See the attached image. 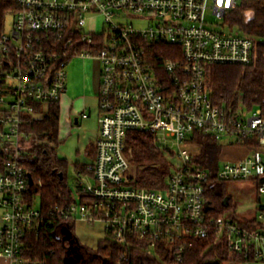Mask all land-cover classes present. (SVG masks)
Returning <instances> with one entry per match:
<instances>
[{
    "label": "built area",
    "instance_id": "2783aa9c",
    "mask_svg": "<svg viewBox=\"0 0 264 264\" xmlns=\"http://www.w3.org/2000/svg\"><path fill=\"white\" fill-rule=\"evenodd\" d=\"M15 2L12 25L0 30V256L10 264H44L25 251L29 231L45 219L29 191L25 125L62 100L69 63L81 57L101 61L95 156L77 171L73 201L52 213L68 223L103 222L104 240L124 248V259L133 248L154 256L170 250L177 264L191 239L207 238L264 263V199L247 217L237 207L211 215L206 191L212 171L193 151L197 132L216 141L226 135L254 140L248 156L214 167L219 180L253 181L264 195V107L225 106L210 90L215 65L254 63L264 45V36L227 20L238 0ZM211 18H225L229 31L218 30ZM134 19L148 25L138 27ZM136 130L153 132L160 148L169 141L178 146L162 188L132 182L127 137Z\"/></svg>",
    "mask_w": 264,
    "mask_h": 264
},
{
    "label": "trees",
    "instance_id": "16d2710c",
    "mask_svg": "<svg viewBox=\"0 0 264 264\" xmlns=\"http://www.w3.org/2000/svg\"><path fill=\"white\" fill-rule=\"evenodd\" d=\"M243 5V6H242ZM234 13L227 17L232 26L258 37L264 36V0L245 1ZM19 9L15 0H0V30L6 25L7 16ZM251 11L250 17L245 10ZM259 56L251 64H217L211 70L210 90L216 103L235 106L240 101L250 108L264 107V45H259ZM61 129V100L51 102L40 117L28 120L25 130L31 134V144L27 150L25 162L29 168L33 184L29 187L31 197L40 196L44 220L40 226L29 231L25 251L31 260L44 264H173L170 250H162L159 256L139 250L130 249L126 259L124 248L113 240L99 242L96 250L81 243L79 238H72L68 232H74V222H64L56 213L57 207H65L72 202L75 190L68 181L69 162L59 159L54 145L59 140ZM195 141L202 148L197 160L210 167L212 176L206 191V208L211 215H221L229 208H236L227 197L225 181L216 175V166L220 159L222 145L210 135L197 132ZM250 148L256 146L252 139H246ZM127 151L131 162V179L135 186L158 189L166 185V180L174 167V152L160 148L151 131H131L127 137ZM4 155L0 152V163ZM78 169L84 170L85 164L76 163ZM61 174L63 176H61ZM227 204H225L226 201ZM207 238H193L186 248L183 262L177 264H209L219 260L244 263L251 261L241 254L232 252L220 244L211 245ZM76 251H73V246ZM159 251V250H158ZM76 254V257L73 255ZM84 254L85 259L80 256Z\"/></svg>",
    "mask_w": 264,
    "mask_h": 264
},
{
    "label": "rangeland",
    "instance_id": "374dc122",
    "mask_svg": "<svg viewBox=\"0 0 264 264\" xmlns=\"http://www.w3.org/2000/svg\"><path fill=\"white\" fill-rule=\"evenodd\" d=\"M248 1V3L252 0H238L240 6L245 2ZM243 6V5H242ZM246 14L250 17L251 11L249 9L245 10ZM212 20L219 21L220 23L217 26L218 30H224V31H229L230 24L229 22H225L226 19H215L211 18ZM102 17L99 16L97 17V24L98 27L100 28L102 25ZM13 23V16L8 15L7 20H6V25L8 28ZM134 23L138 27H146L148 25L147 21L145 20H138L134 19ZM222 23H225V26L222 25ZM81 58V57H75L73 58L74 60ZM72 59V60H73ZM83 59V58H81ZM84 64L86 63V66H82L83 68V77L85 82H89L92 86V90L96 89L98 86V82L100 80L99 77V72L101 69V61L99 59L95 58H85L83 60ZM97 90V89H96ZM257 108V107H256ZM255 109V108H254ZM70 115L68 113L61 115V132H60V138L55 144H51V146H55L54 150L59 159H66L69 162V167H68V181L69 185L72 189L76 190L77 189V172H76V166L75 164L77 163L78 159L82 155L84 159L87 161L90 156V147L87 145V148L85 149V142H86V137H85V131L83 128V125H75L70 124L72 122L71 118H69ZM237 137L235 136H229L226 135L222 138V140H219L220 144L223 146H227L231 142H236ZM166 146L163 147V149L168 148L171 146L173 148V152L175 153L178 150V146L176 144H173L172 141H169L168 144H164ZM84 149V150H83ZM201 149L200 146L193 148V151L199 152ZM172 150V149H171ZM229 159V158H227ZM176 160V159H175ZM232 160V158H230ZM89 181H92L90 177H84ZM226 186V191H227V197L230 198V201L233 205L241 206V205H249L251 202L254 201L255 195H256V184L253 181H226L225 183ZM34 200L36 203V207L40 208L41 207V200L40 196L36 194L34 196ZM250 213L247 212L246 215ZM3 215V210L0 208V223H1V217ZM68 236L72 238H76V236L79 238L82 244L90 247L91 249L96 250L98 247V243H96V239L91 234L85 229L78 228L74 230V232H68ZM73 251H76V246H73ZM76 257V254L73 255ZM81 259H85L86 256L82 254L80 256ZM71 263V259L67 261V264ZM224 264H239V263H234V262H225ZM241 264H264L263 262H258V261H248L244 262Z\"/></svg>",
    "mask_w": 264,
    "mask_h": 264
},
{
    "label": "crops",
    "instance_id": "0c3cea01",
    "mask_svg": "<svg viewBox=\"0 0 264 264\" xmlns=\"http://www.w3.org/2000/svg\"><path fill=\"white\" fill-rule=\"evenodd\" d=\"M78 58L76 60H71L68 66V80H67V91L61 100V115L68 113L70 115L72 122L70 124L75 125H83L85 131V149L87 145L90 147V158L86 161L84 157L81 155L78 159L77 163H83L85 166L91 162L95 156V141L99 134V89H100V80L98 82V86L94 91L92 90V86L89 82H85L83 77V68L82 66H86L83 60ZM101 74V69L100 72ZM99 74V77H100ZM76 118H78L77 123L75 122ZM62 123V122H61ZM62 129V128H61ZM60 129V132H61ZM60 138V137H59ZM222 145V144H221ZM202 149V148H201ZM196 152V156L201 152ZM84 150V149H83ZM251 148L249 145L244 142H231L227 146L222 145V150L220 153V159L217 164H221L225 161H238L242 158L248 156L251 153ZM195 152V151H194ZM229 158V159H227ZM232 158V160H230ZM199 161V160H198ZM201 162V161H200ZM78 169L76 167V172ZM264 195H259L256 190L255 199L249 205H241L237 206V209L240 211V215L242 217L250 216L254 213L253 209H249L253 206L254 202L257 200H263ZM250 213L246 215L247 212ZM1 224V223H0ZM76 227L82 228L93 234L96 239V243L104 240L105 238V226L103 222H96L94 224H89L83 220H77L75 222ZM0 264H10V261L0 256Z\"/></svg>",
    "mask_w": 264,
    "mask_h": 264
},
{
    "label": "water",
    "instance_id": "95a60500",
    "mask_svg": "<svg viewBox=\"0 0 264 264\" xmlns=\"http://www.w3.org/2000/svg\"><path fill=\"white\" fill-rule=\"evenodd\" d=\"M77 121H78V118H76L75 122L77 123ZM61 176H63V175L61 174ZM32 184H33V179L30 176V185H32ZM209 264H221V261H219V260H212V261H210Z\"/></svg>",
    "mask_w": 264,
    "mask_h": 264
}]
</instances>
